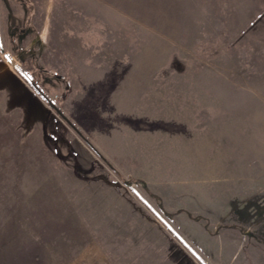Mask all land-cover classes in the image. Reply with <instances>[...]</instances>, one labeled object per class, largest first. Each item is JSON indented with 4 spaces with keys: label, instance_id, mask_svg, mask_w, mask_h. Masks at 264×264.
Returning <instances> with one entry per match:
<instances>
[{
    "label": "rangeland",
    "instance_id": "1",
    "mask_svg": "<svg viewBox=\"0 0 264 264\" xmlns=\"http://www.w3.org/2000/svg\"><path fill=\"white\" fill-rule=\"evenodd\" d=\"M0 264H264V0H0Z\"/></svg>",
    "mask_w": 264,
    "mask_h": 264
},
{
    "label": "water",
    "instance_id": "2",
    "mask_svg": "<svg viewBox=\"0 0 264 264\" xmlns=\"http://www.w3.org/2000/svg\"><path fill=\"white\" fill-rule=\"evenodd\" d=\"M9 60L11 62H13V60L11 58H9ZM16 69L20 72V74L25 78V80L36 89V91H38L45 99H47L50 103L51 101L47 98V96L43 93V91L36 85V83L18 66L15 65ZM54 105V104H52ZM55 106V105H54Z\"/></svg>",
    "mask_w": 264,
    "mask_h": 264
}]
</instances>
